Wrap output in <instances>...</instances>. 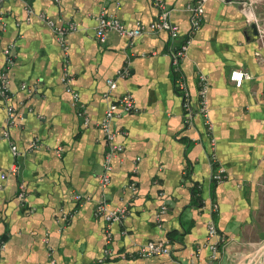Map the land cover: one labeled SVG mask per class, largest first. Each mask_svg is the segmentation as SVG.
I'll return each mask as SVG.
<instances>
[{"label": "crops", "instance_id": "1", "mask_svg": "<svg viewBox=\"0 0 264 264\" xmlns=\"http://www.w3.org/2000/svg\"><path fill=\"white\" fill-rule=\"evenodd\" d=\"M194 1L0 0V68L7 47L13 46L16 56L11 98L0 97V244L5 243L0 264H211L206 238L212 218L227 239L216 264L263 261L264 0H252L259 40L249 38L253 23L240 3L208 0L202 27L182 63L195 108L199 74L210 83L213 137L226 175L220 184L212 181L203 118L196 115L192 125L185 124L169 33L147 32L133 44L114 31L103 42L96 36L102 12L133 29L154 22L163 5L182 41L191 27ZM48 21L76 25L67 35V57ZM125 69L129 74L118 78L117 72ZM236 70L252 79L236 87L230 80ZM110 79L116 80L113 89ZM72 91L86 110L87 126L77 114ZM124 94L133 96L139 112L113 123L115 130L126 132L117 139L125 150L113 160L111 183L103 191L100 176L108 145L99 124ZM8 105L17 120L5 138ZM35 141L40 145L33 150ZM12 145L20 152L17 176L8 174L16 160ZM132 182L136 192L129 187ZM104 192L112 208L129 207L121 223L108 225L96 216ZM75 194L88 200L78 203ZM212 202L219 207L215 215ZM164 204L168 210L158 221ZM62 212L72 214L66 223ZM152 242H169L172 254L119 257ZM106 249L114 252L113 259L104 260Z\"/></svg>", "mask_w": 264, "mask_h": 264}, {"label": "built area", "instance_id": "2", "mask_svg": "<svg viewBox=\"0 0 264 264\" xmlns=\"http://www.w3.org/2000/svg\"><path fill=\"white\" fill-rule=\"evenodd\" d=\"M220 1H228V0H220ZM233 2H237L235 0H231ZM208 0H195L193 4L189 6V11L191 12V22H190V30L187 37L180 40V29L177 25L173 24L170 21V13L165 9L163 5L161 6V12L157 19L151 24L144 25L139 24L136 28H128L119 18L116 16H109L105 12H102L97 17V29L96 36L98 40L105 41L106 36L109 32H116L121 36H124L130 40L133 44L134 40L144 33H157L166 31L169 33L170 38L172 40V48L170 50V58L172 64V73L174 75V87L177 93L181 96L183 100V109H184V121L187 126L192 125L193 120L196 115H199L203 118L204 126L207 134L210 137V161L213 165V174L212 181L216 184L222 183L226 179L225 170L218 163V157L216 153V140L213 137L214 125L210 115V102H209V92H210V83L208 77L205 74H199L198 76V84H199V94L197 107L195 108L192 104L191 96L188 91V86L182 71V63L186 59L189 46L192 43L194 35L198 30L202 27L203 18L205 14V5ZM243 5L246 15L248 16L250 22L258 23L259 18L254 14L253 8L255 3L252 0L241 1L238 2ZM27 11L29 15H31L32 9L28 6ZM42 17L45 18L44 15ZM30 18L28 19V21ZM49 25L53 27L55 34L57 35V40L60 45L63 47L64 54L67 57L68 55V44H67V35L77 30L75 24L70 23L67 25L56 26L53 22L48 21ZM6 57V64L0 68V97H3L7 100H10V70L16 63V56L14 53V47L9 46L3 51ZM128 70H121L117 72L118 78H123L128 75ZM252 76L244 71H233L230 75V80L233 82L236 87H241L245 80H251ZM63 81L68 83L70 81L69 76L67 74L64 75ZM108 84L111 89L115 88L116 80L110 79ZM23 89H29L26 85H23ZM29 89L30 91L34 90ZM74 105L77 106V114L79 118L82 120L85 126L89 125L90 120L86 114V110L84 106L80 103V97L77 92L72 91ZM8 130L5 131L4 137L9 138V129L16 125L17 115L15 113V109L12 105H8ZM139 112V109L136 106L135 100L131 94H124L121 96L118 101L113 102L107 108L104 118L99 124V128L103 131L105 136V141L108 145V151L105 156V161L103 164V172L100 176V184L104 190L108 188L111 183V173L113 171V160L122 154L125 150V146L123 144L117 143V139L120 136L126 135V132L123 130H115L113 128V123L117 118H121L127 114H136ZM38 142H33L31 145V149L35 150L39 147ZM12 153L14 158L16 159L13 166L11 167L8 174L13 176H17L20 174V165L17 162V158L20 156L19 149L16 145H12ZM2 179L7 178V174H3ZM130 189L133 192L137 190V184L132 182L129 185ZM2 189V185L0 184V190ZM25 188L21 186V194L20 197L24 198ZM74 200L78 203H84L88 200L87 197L81 194H75ZM212 215H215L219 211L218 204L212 202ZM168 210V206L166 204L162 205L160 211L157 214V220L161 221V218L165 215ZM130 213L129 207H120V208H112L107 199L105 192L102 194L99 202L96 206V216L102 217L106 220L108 225H112L115 223H121ZM72 217L71 213L62 212L61 218L66 223ZM107 242H111V236L108 234ZM227 239L226 237L219 231L214 219L212 218L207 225V238L206 245L212 252L211 264H216V260L219 252L226 245ZM5 248V243L2 242L0 244V249ZM172 251L169 246V242L163 243H148L142 247H140L134 254H121L119 255L122 259L127 258H150L154 256L161 255H171ZM114 252L111 249H106L104 252V260L113 259Z\"/></svg>", "mask_w": 264, "mask_h": 264}, {"label": "water", "instance_id": "3", "mask_svg": "<svg viewBox=\"0 0 264 264\" xmlns=\"http://www.w3.org/2000/svg\"><path fill=\"white\" fill-rule=\"evenodd\" d=\"M237 2H241V1H248V0H235ZM228 2H231V0H228ZM243 5L241 4V8ZM247 33L250 34V39L253 40H259L261 38L259 30H258V26L256 23L251 24L250 28L248 29Z\"/></svg>", "mask_w": 264, "mask_h": 264}, {"label": "rangeland", "instance_id": "4", "mask_svg": "<svg viewBox=\"0 0 264 264\" xmlns=\"http://www.w3.org/2000/svg\"><path fill=\"white\" fill-rule=\"evenodd\" d=\"M258 264H264V259H263V261L259 262Z\"/></svg>", "mask_w": 264, "mask_h": 264}]
</instances>
